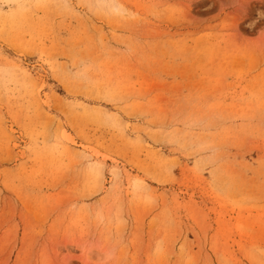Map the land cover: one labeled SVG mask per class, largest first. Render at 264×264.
Here are the masks:
<instances>
[{
	"label": "rangeland",
	"instance_id": "374dc122",
	"mask_svg": "<svg viewBox=\"0 0 264 264\" xmlns=\"http://www.w3.org/2000/svg\"><path fill=\"white\" fill-rule=\"evenodd\" d=\"M0 264H264V0H0Z\"/></svg>",
	"mask_w": 264,
	"mask_h": 264
},
{
	"label": "bare ground",
	"instance_id": "6f19581e",
	"mask_svg": "<svg viewBox=\"0 0 264 264\" xmlns=\"http://www.w3.org/2000/svg\"><path fill=\"white\" fill-rule=\"evenodd\" d=\"M116 9V8H115ZM119 10V9H118ZM123 14V13H122ZM86 249V248H85Z\"/></svg>",
	"mask_w": 264,
	"mask_h": 264
}]
</instances>
